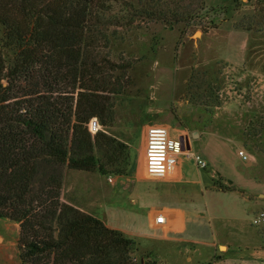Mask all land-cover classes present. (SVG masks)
Here are the masks:
<instances>
[{"label":"rangeland","instance_id":"1","mask_svg":"<svg viewBox=\"0 0 264 264\" xmlns=\"http://www.w3.org/2000/svg\"><path fill=\"white\" fill-rule=\"evenodd\" d=\"M93 9V33L111 34L110 58L127 67L124 93L111 99L113 123L103 128L128 145L129 159L116 163L125 174L65 167L61 201L132 238L136 264H264L250 254L264 247V222L252 223L264 212V98L254 100L256 85L243 76L264 75V63L237 57L255 45L247 35L264 39V0H94ZM2 33L0 25V40ZM154 122L168 124L172 138L188 135L177 157L182 182L142 178L144 131ZM169 189L178 195L165 200L187 210L180 240L148 225V210L163 202L153 194ZM19 232V223L0 218V264H24ZM216 238L248 249L215 257Z\"/></svg>","mask_w":264,"mask_h":264},{"label":"trees","instance_id":"2","mask_svg":"<svg viewBox=\"0 0 264 264\" xmlns=\"http://www.w3.org/2000/svg\"><path fill=\"white\" fill-rule=\"evenodd\" d=\"M93 4L0 0V218L19 223L24 264H136L132 238L60 198L65 167L125 174L129 159L103 128L127 67L93 33Z\"/></svg>","mask_w":264,"mask_h":264},{"label":"crops","instance_id":"3","mask_svg":"<svg viewBox=\"0 0 264 264\" xmlns=\"http://www.w3.org/2000/svg\"><path fill=\"white\" fill-rule=\"evenodd\" d=\"M241 31H247V30L241 29ZM247 33L248 32H246V34ZM246 37L249 38V40H251L253 43H255V45H253L252 47H249L248 45H244L243 50L242 49L240 50L237 57H240L241 63H244V62L248 63L247 59H249L250 62H254V63H257L258 65H261V63H264V44H262L264 42V39L262 40L261 36L252 37L251 35H247ZM258 37H260V40H258ZM235 52H236V50H235ZM243 76L250 78V84L256 85V87L253 89V97L255 96L254 100H257V101L259 100L261 102L262 99L264 98V75H259V74L254 75L253 74L250 76V75H248V73H243ZM185 150H186V148H185ZM190 154H192V153H190ZM174 169L176 170L175 175L170 177V178L168 177L165 180L182 182V172H181V168H180L178 161H177L176 167ZM211 178H212V175H211ZM226 183L228 184L227 179H226ZM212 184H211V186H212ZM203 186H204V189H206L209 185L203 184ZM206 191H208V190L206 189ZM174 194H177V193L171 189L155 192L153 195L158 196L160 199H163V202H161L162 204L159 207L150 208L147 212L148 225L151 229H153V227H152L153 219H154L153 218V212L157 211V210H162L165 212V214L167 216V226L165 228H161L158 230H160V232H161L160 236H162L164 239H167V240H180L181 235H184L186 233V229H187V217H188V215H187L186 208H184L181 204H172V203H168L165 200L168 197H173ZM259 195L261 197H264L263 193L258 194V196ZM186 196H188V195H186ZM191 206L196 212H198L197 211L198 207L195 206L194 203L191 204ZM196 216L198 217L199 214H196ZM170 234L172 236H170ZM210 244L212 245L213 248H215V251H214L215 257H218V256L224 257L225 255H231L229 253L234 251L232 249V247L233 248L236 247V246H233L231 244L230 240H221L220 238H216ZM221 245L225 247L224 250L219 249V247ZM236 249H239V251L240 250L242 251V249H248V248L245 245H241V246L238 245L236 247ZM250 251H251L250 254L255 258L264 257V247H261V246H259V248L253 247ZM233 255H235V254H233ZM240 255H242V254H240ZM186 260L189 261L190 257L186 256ZM241 263L246 264L247 262L244 260Z\"/></svg>","mask_w":264,"mask_h":264},{"label":"built area","instance_id":"4","mask_svg":"<svg viewBox=\"0 0 264 264\" xmlns=\"http://www.w3.org/2000/svg\"><path fill=\"white\" fill-rule=\"evenodd\" d=\"M88 128L92 133L98 131L101 126L98 120L94 117L90 120ZM189 142L187 134H179L177 138H172L169 135V125L159 122L150 123L144 131V140L142 145L143 158V179L148 180H165L174 171L177 163V157L185 151V142ZM238 156L242 159H247V153L239 149ZM198 167L206 168V162L199 154H191ZM111 181L112 179L109 178ZM153 229H161L167 226V216L164 211L157 210L153 212ZM264 222V212H261L257 217L252 219L253 224Z\"/></svg>","mask_w":264,"mask_h":264},{"label":"flooded vegetation","instance_id":"5","mask_svg":"<svg viewBox=\"0 0 264 264\" xmlns=\"http://www.w3.org/2000/svg\"><path fill=\"white\" fill-rule=\"evenodd\" d=\"M184 142L187 143V140L185 139ZM185 145H186V144H185Z\"/></svg>","mask_w":264,"mask_h":264}]
</instances>
